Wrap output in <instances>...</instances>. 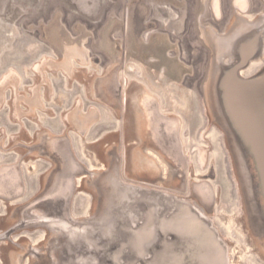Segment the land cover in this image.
<instances>
[{
  "label": "rangeland",
  "instance_id": "1",
  "mask_svg": "<svg viewBox=\"0 0 264 264\" xmlns=\"http://www.w3.org/2000/svg\"><path fill=\"white\" fill-rule=\"evenodd\" d=\"M253 2L257 3V0ZM200 10V0H0V76L14 64L25 68L42 53H51L48 42L59 35L60 29L62 36L68 38L117 41L123 54L121 61L128 66L127 73L133 76L127 84L130 87L128 109L122 136L111 133V137L98 139L99 134L113 123L112 113L99 109L103 121L86 137L74 136L72 145L69 143L75 157L89 170L101 171L107 167L108 150L119 145L120 168L121 160L123 163L121 176L127 182L150 184L148 186L185 197V185L189 188L195 182H210L216 198L210 217L228 239L231 263L264 264V241L253 237L248 229L225 136L211 120L206 95L211 52L201 45L198 37L196 19ZM263 11L264 6L258 15ZM247 17L252 18L253 14ZM132 68L139 76L134 75ZM168 73L176 74L185 86L197 91L201 107L198 108L206 120H203L196 139L192 138L188 128L193 120L186 123L183 116L175 115V102L168 104L174 94L158 92L168 91L170 77H165ZM123 77L120 72V78ZM9 80L10 77L5 76L0 87ZM89 94L94 96L92 91ZM59 101L63 103L61 98ZM116 124L112 127L115 131L118 130ZM204 145L211 148L201 153L199 148L204 149ZM148 148L150 151L146 150ZM153 152L161 158L158 166ZM175 155L186 158L184 162L195 158L197 164L186 167L179 161L174 166L171 159ZM129 163L132 170L127 173ZM25 166L27 191L34 198L43 190L50 171L44 175ZM38 176L41 187L35 184L34 178ZM87 178L80 176L76 180L72 213L78 218L88 216L96 203V195L87 186Z\"/></svg>",
  "mask_w": 264,
  "mask_h": 264
},
{
  "label": "water",
  "instance_id": "2",
  "mask_svg": "<svg viewBox=\"0 0 264 264\" xmlns=\"http://www.w3.org/2000/svg\"><path fill=\"white\" fill-rule=\"evenodd\" d=\"M248 10L224 33L209 35L206 95L211 120L225 136L248 229L264 241V74L244 75L264 56V11L247 18ZM47 156L55 167L43 190L16 213L13 227L49 232L43 248L34 249V264H232L229 243L210 217L216 203L210 182L192 183L190 197L127 182L118 147L101 171L89 170L69 144L48 149ZM11 174L21 180L16 167H5L0 181ZM80 176L88 177L96 203L78 218L72 202ZM23 191L20 184L17 196Z\"/></svg>",
  "mask_w": 264,
  "mask_h": 264
},
{
  "label": "flooded vegetation",
  "instance_id": "3",
  "mask_svg": "<svg viewBox=\"0 0 264 264\" xmlns=\"http://www.w3.org/2000/svg\"><path fill=\"white\" fill-rule=\"evenodd\" d=\"M200 6L197 33L201 45L210 52L211 33H224L237 16L243 15L242 10L249 9L246 17L249 14L256 17L264 3L261 0L257 3L253 0H200ZM62 35L60 29L59 35L48 42L53 53H42L25 68L14 64L0 76L1 83L5 76L10 77L2 86L4 88L0 87V155L3 161L0 170L16 167L21 174L19 181L14 174L0 181V264H34V249H42L49 238L45 229L13 230L17 225L16 213L24 210L34 196L27 191L23 174L25 165L46 175L55 166L47 157L48 149H65L67 144L72 145L74 136L83 138L90 134L104 119L101 109L112 113L113 123L107 131L99 134L98 139L111 137V133L122 136L128 109L130 87L127 84L132 75L127 73L128 66L121 61L120 46L117 41L108 42L104 38L95 40L93 37L68 38ZM120 72H123V79ZM132 72L139 76L133 68ZM244 74L250 77L264 74V56L251 63ZM90 91L94 93L93 97ZM199 104L198 101V107ZM199 112L203 123L206 118L201 109ZM116 123L118 130L115 131L112 127ZM194 123H198L197 119ZM204 146V149L199 148L201 153L211 148ZM116 147L120 148L119 145ZM184 164L187 167V163ZM122 165L121 160V169ZM34 179L36 186L41 187L39 176ZM19 183L24 189L22 197H17ZM185 187L186 197H190L191 187ZM191 200L204 211L197 200Z\"/></svg>",
  "mask_w": 264,
  "mask_h": 264
},
{
  "label": "crops",
  "instance_id": "4",
  "mask_svg": "<svg viewBox=\"0 0 264 264\" xmlns=\"http://www.w3.org/2000/svg\"><path fill=\"white\" fill-rule=\"evenodd\" d=\"M165 77H170L169 80H170V86H168L169 88H166L168 89L167 90H158L159 93H163V92H167V93H173L174 94V99L173 100H170L168 101V104L169 103H172V102H175V107L173 108V110H175V115H178V116H183L185 118V122L186 123H189L191 122L192 120V124H190V126H188V128L190 129V132H191V135H192V138L196 139L198 136H199V133L201 131V115H200V112H199V108H198V96H197V91L195 90H192L191 87H187L183 84V81L182 80H178V77L176 76V74H167V76ZM158 78H162L164 79L163 77H158ZM165 80V79H164ZM184 98V99H183ZM170 99H171V96H170ZM179 104V106L177 107V105ZM194 119H195V122H196V119L198 121V123H194ZM196 134V135H195ZM195 135V136H193ZM216 137V141L218 139L217 135H215ZM200 147H202V145H200ZM147 151H150V149H146ZM146 151V152H147ZM196 154V153H195ZM152 156L157 159L155 161V165L158 166V164L160 165V156L156 153H152ZM173 159H171L172 161V165L176 166V162H183V163H187V165H191V166H195L197 164V159L195 160L192 159L189 161L185 160L184 162V159L186 158H183V156L181 157L180 155L179 156H172ZM177 157V158H176ZM182 159V160H181ZM165 165V164H163ZM126 170H127V173H130L131 170H132V164L129 163L128 164V167H126Z\"/></svg>",
  "mask_w": 264,
  "mask_h": 264
},
{
  "label": "bare ground",
  "instance_id": "5",
  "mask_svg": "<svg viewBox=\"0 0 264 264\" xmlns=\"http://www.w3.org/2000/svg\"><path fill=\"white\" fill-rule=\"evenodd\" d=\"M32 253V252H31Z\"/></svg>",
  "mask_w": 264,
  "mask_h": 264
}]
</instances>
